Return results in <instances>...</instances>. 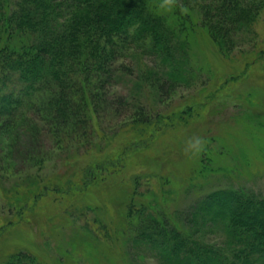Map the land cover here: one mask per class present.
<instances>
[{"label": "rangeland", "instance_id": "obj_1", "mask_svg": "<svg viewBox=\"0 0 264 264\" xmlns=\"http://www.w3.org/2000/svg\"><path fill=\"white\" fill-rule=\"evenodd\" d=\"M189 50L177 72L184 79L169 92L145 86L143 97L159 113L152 124H136L140 98L125 77L118 94L130 97L128 106L107 108L102 132L47 137L27 154L0 152V264L21 252L41 264H171L150 240H132L130 208L131 220L140 206L162 200L183 212L214 191L264 198V5L235 45L219 48L205 27ZM140 52L144 69L152 60L161 67ZM11 96L0 104L10 106ZM195 136L203 148L185 152ZM214 226L197 237L229 252L224 229Z\"/></svg>", "mask_w": 264, "mask_h": 264}, {"label": "trees", "instance_id": "obj_2", "mask_svg": "<svg viewBox=\"0 0 264 264\" xmlns=\"http://www.w3.org/2000/svg\"><path fill=\"white\" fill-rule=\"evenodd\" d=\"M263 5L264 0H0V102L16 95L8 99L10 106L0 104V152L27 154L47 137L90 136L102 129L107 108L119 113L128 106V96L118 94L125 77L140 98L136 124H152L159 113L143 97L145 86L169 92L172 81L184 79L177 72L189 63L196 31L207 27L219 48L233 46ZM141 50L161 67L152 60L144 69ZM148 108L155 117L143 115ZM147 206L131 220L129 209L127 231L134 241L153 242L171 264H264V198L257 194L214 191L183 212L162 200ZM214 225L224 229L229 252L197 237L202 227ZM2 264L41 263L21 252Z\"/></svg>", "mask_w": 264, "mask_h": 264}, {"label": "clouds", "instance_id": "obj_3", "mask_svg": "<svg viewBox=\"0 0 264 264\" xmlns=\"http://www.w3.org/2000/svg\"><path fill=\"white\" fill-rule=\"evenodd\" d=\"M203 148V140L199 136L189 138L185 144V152L197 153Z\"/></svg>", "mask_w": 264, "mask_h": 264}]
</instances>
